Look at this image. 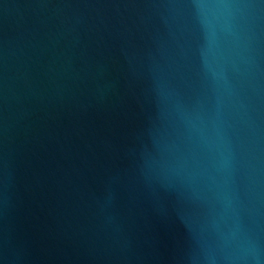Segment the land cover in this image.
<instances>
[{
    "label": "water",
    "instance_id": "95a60500",
    "mask_svg": "<svg viewBox=\"0 0 264 264\" xmlns=\"http://www.w3.org/2000/svg\"><path fill=\"white\" fill-rule=\"evenodd\" d=\"M264 264V0H0V264Z\"/></svg>",
    "mask_w": 264,
    "mask_h": 264
},
{
    "label": "clouds",
    "instance_id": "9594fccd",
    "mask_svg": "<svg viewBox=\"0 0 264 264\" xmlns=\"http://www.w3.org/2000/svg\"><path fill=\"white\" fill-rule=\"evenodd\" d=\"M249 259L250 264H261L260 250L257 246L253 245V247L249 250Z\"/></svg>",
    "mask_w": 264,
    "mask_h": 264
}]
</instances>
